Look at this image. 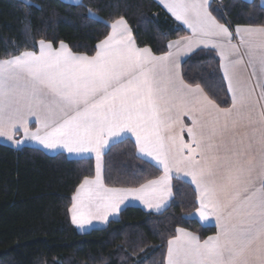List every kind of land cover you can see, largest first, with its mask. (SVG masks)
Wrapping results in <instances>:
<instances>
[{
	"label": "snow or ice",
	"instance_id": "1",
	"mask_svg": "<svg viewBox=\"0 0 264 264\" xmlns=\"http://www.w3.org/2000/svg\"><path fill=\"white\" fill-rule=\"evenodd\" d=\"M159 2L191 32L162 55L138 47L121 16L105 22L111 31L94 55L41 39L38 51L0 59V137L11 140L23 128L45 149L95 154V176L83 178L69 209L81 228L109 222L130 198L161 209L172 195V173H183L198 193L200 220L214 217L218 231L201 241L177 228L162 264H264V24L221 23L210 0ZM89 17L99 19L91 10ZM200 47L218 54L230 107L179 71L180 56ZM131 137L140 158L163 175L138 187H106L103 157Z\"/></svg>",
	"mask_w": 264,
	"mask_h": 264
},
{
	"label": "trees",
	"instance_id": "2",
	"mask_svg": "<svg viewBox=\"0 0 264 264\" xmlns=\"http://www.w3.org/2000/svg\"><path fill=\"white\" fill-rule=\"evenodd\" d=\"M89 10L99 19L90 18ZM211 10L221 23L230 21L233 27L264 24L258 1L214 0ZM121 16L136 45L151 48L155 55L168 52L170 41L189 36L154 0H82L80 6L60 0L30 4L0 0V59L38 51L41 39L55 46L63 41L73 53L94 55L96 45L111 31L105 22ZM181 74L221 107H230L214 52L195 53L183 63ZM209 83L214 85L211 90L206 87ZM103 164L106 187H138L163 175L139 157L130 139L112 146ZM85 176H95V160H71L64 154L49 156L33 148L14 150L0 144V264H162L167 241L177 235V228L201 241L217 233L193 218L199 208L193 187L173 179V199L164 212L128 207L106 228L79 234L69 209Z\"/></svg>",
	"mask_w": 264,
	"mask_h": 264
},
{
	"label": "crops",
	"instance_id": "3",
	"mask_svg": "<svg viewBox=\"0 0 264 264\" xmlns=\"http://www.w3.org/2000/svg\"><path fill=\"white\" fill-rule=\"evenodd\" d=\"M68 5H72V6H77L76 4L72 3V0H60ZM170 17L171 14L167 12V10L163 7V5L159 2V0H154ZM214 0H210L211 4ZM217 2H221L222 0H215ZM244 2H247V3H253L255 1H258L261 5V7L264 9V0H242ZM174 20L175 18L172 17ZM176 21V20H175ZM181 27H183L186 32L189 34V36L191 35V32L189 29H187L186 26L182 25L180 22L176 21ZM133 35V34H132ZM134 38V37H133ZM236 42V41H234ZM136 43V42H135ZM169 51V49H168ZM199 51H211V52H214L217 56L218 54L214 51V50H211V49H208V48H203V47H200V48H197L195 49L193 52L191 53H188V54H182L179 58V71L181 72V67L183 65V63L189 59L192 55H194L195 53L199 52ZM219 58V56H218ZM251 71V69H249V72ZM255 82V81H253ZM257 94H259L260 92V89H257ZM230 96V94H229ZM182 121L184 123V125L187 127V126H191V121L188 117H182ZM38 127V125L35 123V117H31L29 118V123H28V129L30 131H35L36 128ZM178 130V129H177ZM184 135V139L187 141L188 140V136H187V133L185 131V133L183 134ZM126 140V139H125ZM130 140H132L134 142L135 138L134 137H131ZM17 141H19L20 143L17 144ZM124 141V140H123ZM120 143V142H119ZM0 144L4 145V146H7L9 148H12L14 150H21L23 148H33V149H37V150H40L42 151L43 153L49 155V156H56V155H59V154H64L65 156H67L69 159L71 160H84V159H93L95 160V154L94 153H90V154H87L86 156H75V155H70L66 152H62V151H54V150H48V149H45L43 148L42 145L38 144L37 142L29 139L28 137H26L24 135V129L23 128H19L18 130L14 131L13 135H12V139L9 140L6 136L5 137H0ZM117 144V143H116ZM111 148V147H110ZM109 148V149H110ZM109 149L107 150V152L109 151ZM140 157V155H139ZM143 159L144 161L152 164L154 166V164L152 162H150V158H141ZM95 164H96V160H95ZM157 169H159L161 172H162V169H160L159 167L155 166ZM103 173H104V164H103ZM163 173V172H162ZM172 180H171V186H172V195L168 198V200L165 202V205L161 207V209L159 210H156V209H148L144 204H142L140 201H137V200H134V199H129L127 201H125V203L123 205H121V211L115 215V216H112L109 218V222L107 223H101L99 221H93L91 225H86L85 227L81 228L75 224H73L75 230L79 233V234H86V233H89L91 232L92 230H97V229H104L107 227V225L111 222V221H115V220H118L119 219V216H120V213L128 208V207H137V208H140L142 209L143 211L147 212V213H151V214H160L162 212H164L170 205L172 199H173V179H177V180H180V181H183L189 185H191L193 187V189L195 190V185L192 184L190 182V178L189 177H184L183 176V173H180V174H177L175 173V171L172 173ZM105 184V183H104ZM196 192V190H195ZM197 196H198V193L196 192ZM198 205H199V202H198ZM193 218L195 220H197L203 227H213L215 228L217 231H218V228L216 227L215 225V218L214 217H210V223L209 222H206V221H201L200 218H199V214H198V211L194 214Z\"/></svg>",
	"mask_w": 264,
	"mask_h": 264
},
{
	"label": "rangeland",
	"instance_id": "4",
	"mask_svg": "<svg viewBox=\"0 0 264 264\" xmlns=\"http://www.w3.org/2000/svg\"><path fill=\"white\" fill-rule=\"evenodd\" d=\"M19 1H21V2H23L24 3V1L23 0H19ZM219 3V2H218Z\"/></svg>",
	"mask_w": 264,
	"mask_h": 264
}]
</instances>
